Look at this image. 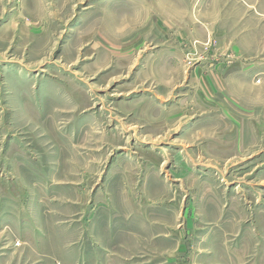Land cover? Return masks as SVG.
<instances>
[{
  "label": "rangeland",
  "instance_id": "1",
  "mask_svg": "<svg viewBox=\"0 0 264 264\" xmlns=\"http://www.w3.org/2000/svg\"><path fill=\"white\" fill-rule=\"evenodd\" d=\"M0 264H264V0H0Z\"/></svg>",
  "mask_w": 264,
  "mask_h": 264
},
{
  "label": "crops",
  "instance_id": "2",
  "mask_svg": "<svg viewBox=\"0 0 264 264\" xmlns=\"http://www.w3.org/2000/svg\"><path fill=\"white\" fill-rule=\"evenodd\" d=\"M207 234H206V236H207ZM214 235L220 239V231L219 230H214Z\"/></svg>",
  "mask_w": 264,
  "mask_h": 264
}]
</instances>
